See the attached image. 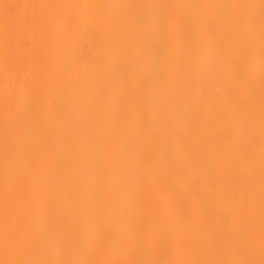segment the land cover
I'll return each instance as SVG.
<instances>
[{"label": "bare ground", "instance_id": "bare-ground-1", "mask_svg": "<svg viewBox=\"0 0 264 264\" xmlns=\"http://www.w3.org/2000/svg\"><path fill=\"white\" fill-rule=\"evenodd\" d=\"M262 16L0 0V261L260 264Z\"/></svg>", "mask_w": 264, "mask_h": 264}, {"label": "snow or ice", "instance_id": "snow-or-ice-1", "mask_svg": "<svg viewBox=\"0 0 264 264\" xmlns=\"http://www.w3.org/2000/svg\"><path fill=\"white\" fill-rule=\"evenodd\" d=\"M8 7V6H6ZM261 8L264 10V0H261ZM262 23H264V16H262ZM262 43H264V35H262ZM131 195V194H130ZM8 243V234L6 232V244ZM0 264H115V262H96L88 260H21V261H0ZM175 264H182V262H175ZM207 264H253L248 260L241 261H209ZM260 264H264V260L260 261Z\"/></svg>", "mask_w": 264, "mask_h": 264}]
</instances>
